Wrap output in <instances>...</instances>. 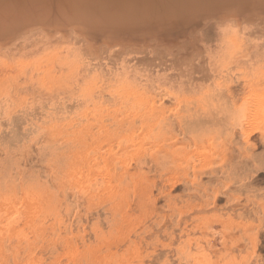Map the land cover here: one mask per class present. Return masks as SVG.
<instances>
[{
    "label": "rangeland",
    "instance_id": "374dc122",
    "mask_svg": "<svg viewBox=\"0 0 264 264\" xmlns=\"http://www.w3.org/2000/svg\"><path fill=\"white\" fill-rule=\"evenodd\" d=\"M168 10L161 31L183 36ZM218 25L200 79L151 49L0 55V264H264V43Z\"/></svg>",
    "mask_w": 264,
    "mask_h": 264
},
{
    "label": "bare ground",
    "instance_id": "6f19581e",
    "mask_svg": "<svg viewBox=\"0 0 264 264\" xmlns=\"http://www.w3.org/2000/svg\"><path fill=\"white\" fill-rule=\"evenodd\" d=\"M168 9L178 11L171 23L183 36L174 38L161 31V26H166L161 17ZM36 20L46 22L36 32L39 38L15 46L3 43L0 55L25 50L36 42L62 45L70 40L66 45L82 57L109 62L121 55L120 61L125 63L138 62L137 53L151 49L161 66L174 62L181 74L194 72V78L200 79L205 70L203 61H198L203 53L200 42L208 40L218 24L234 33L260 35L264 43V0H0V31L8 23L23 30L22 24ZM49 26L54 29L46 30ZM228 115L233 123H239L245 110L234 109Z\"/></svg>",
    "mask_w": 264,
    "mask_h": 264
},
{
    "label": "crops",
    "instance_id": "0c3cea01",
    "mask_svg": "<svg viewBox=\"0 0 264 264\" xmlns=\"http://www.w3.org/2000/svg\"><path fill=\"white\" fill-rule=\"evenodd\" d=\"M217 138V137H216Z\"/></svg>",
    "mask_w": 264,
    "mask_h": 264
}]
</instances>
